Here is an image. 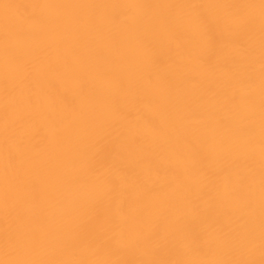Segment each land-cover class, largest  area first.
<instances>
[{"label": "bare ground", "instance_id": "1", "mask_svg": "<svg viewBox=\"0 0 264 264\" xmlns=\"http://www.w3.org/2000/svg\"><path fill=\"white\" fill-rule=\"evenodd\" d=\"M0 264H264V0H0Z\"/></svg>", "mask_w": 264, "mask_h": 264}]
</instances>
